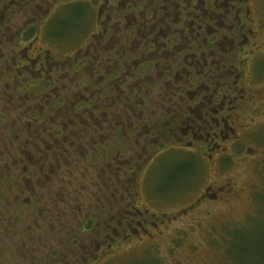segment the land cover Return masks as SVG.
Masks as SVG:
<instances>
[{"label":"rangeland","instance_id":"374dc122","mask_svg":"<svg viewBox=\"0 0 264 264\" xmlns=\"http://www.w3.org/2000/svg\"><path fill=\"white\" fill-rule=\"evenodd\" d=\"M16 1L11 18L21 26L32 9H43L42 15L57 1L74 0ZM141 2L149 6L155 0ZM248 6L256 34L246 48L248 56L244 53L237 62V50L229 57L228 63L233 68L238 64L241 72L230 95L238 99L226 110L228 129H218L226 140L219 134L215 141L191 142L192 136L180 129L189 121L188 106L217 92L212 88L221 85L218 78L210 84L200 77L194 86L203 92L190 102L181 96L190 87L165 88L144 68L153 75L143 79L145 87L140 83L131 89L127 80L129 89L118 87L108 99L106 92L98 94L97 100L111 104L119 128L109 133L117 130L116 135L105 132L109 137L101 143L82 118L59 113L61 125L77 133L76 150L68 149V154L49 141L45 126L26 125L22 109L37 103L38 88L23 95L18 109L0 103V264H264V0H249ZM183 7L177 12L185 14ZM51 17L45 33L54 45H63L61 50L53 46L54 52L70 50L64 62L72 70V55L78 52L73 47L89 41L94 29L93 11L83 2ZM120 31L114 37H131ZM95 46L91 54L97 52ZM118 46L111 45L108 54L118 56L126 49ZM105 55L94 61H105ZM170 55L171 66L165 69L173 73L180 58ZM69 67L65 79H59V96L68 97V103L82 91L92 98L95 89L86 74L72 75ZM36 136L38 143L51 145L47 154L46 145L24 147L28 137Z\"/></svg>","mask_w":264,"mask_h":264},{"label":"flooded vegetation","instance_id":"af4514ba","mask_svg":"<svg viewBox=\"0 0 264 264\" xmlns=\"http://www.w3.org/2000/svg\"><path fill=\"white\" fill-rule=\"evenodd\" d=\"M141 1L74 0L65 3L57 1L49 8L47 6L42 15L39 11L43 9H32L31 18L28 17L29 20L23 23L24 25L18 26L11 18V8L12 5L18 6L19 2L0 0V65L3 66L0 70V103L6 108L18 109L21 102L23 104V95L30 96L31 94L27 93L31 90L30 88L32 90L38 88L40 95H37L39 97L37 103L32 100L34 104L32 107L23 106V109L21 107L26 117V125L29 126L30 123L35 126H45L49 141L55 142L54 146L61 147L64 153L68 154V149L76 150L74 140L77 133L68 125H61L63 120L60 119V112L73 113L72 118L75 119L82 118L91 129V135L97 131L95 140L96 143H101L102 137L105 139L109 137L108 135H116L119 132L116 130L109 134L118 126L115 118L112 117V112L109 111L111 104L106 106L105 100H97L100 92V94L106 92L108 99L109 92H117L118 87L129 89L127 80L133 84L131 89L138 88L137 84L140 83L145 87L143 79L148 76L151 79L153 76L149 73L150 70L165 88L178 86L182 90V88L190 87L181 96H187L188 101L194 102L203 92L199 89L201 77L207 79L210 84L220 83L221 85L212 88L217 92H211V96L205 95L199 98L194 108L188 106L185 113L188 112L186 117L189 121H185L183 124L185 127L180 129L186 130L184 135L192 136L191 142L207 139L215 141L219 134H222L218 130L219 127L222 125L225 129L229 125L226 110L229 109L230 103L238 99L236 94H233V97L230 95L236 88V84H239L238 73L240 74L241 70L238 64L235 65L236 68H233L232 64L228 63L229 57L233 52L240 51L237 53L236 61L238 62L244 53L248 56L246 48L250 45L249 42L254 44L256 31H254V20L250 17L249 0H155L156 3L153 2L149 6H144ZM83 2L89 4L93 11L94 29L89 34V41L73 47L78 52L72 55L73 69L71 70L69 64L64 62L70 59V50L64 53L56 50L54 52L53 46L57 45L56 47L61 50L63 45L57 42L55 45L51 43L50 35L45 31L54 11ZM182 3L185 14L183 11L177 12ZM104 13L106 16L103 15ZM32 18L36 19L38 24L35 23L36 21L28 23ZM134 26L137 27L134 29ZM117 30L130 35L131 40L128 38V40L125 39L127 41H122L114 37ZM115 40L116 42L113 43ZM115 44L119 46L124 44L126 48L118 56L108 54L110 46ZM45 45L52 49L44 47ZM93 46L96 47L97 54H91ZM101 53H106L105 61L97 64L94 60L98 57L101 60ZM169 53L180 58L177 64L179 67L173 73V69H165L171 66L172 56ZM17 54L21 55L20 58H17ZM12 59L14 61H11ZM168 59L170 63L166 62ZM68 67L72 75L74 71L86 74L87 81L95 89L91 94L92 98L83 91L70 98L69 103L66 99L68 97L59 96L61 85H58V82L59 79H65L62 75L67 73ZM102 68L109 72H104ZM206 69H208L207 73H205ZM216 69H220L219 74L210 76L211 72H216ZM51 72H54L56 76ZM165 74L169 75L170 80L169 78L167 80ZM193 78L196 81H193ZM216 78L218 80L214 83ZM198 80L199 85L195 87ZM24 85L27 87L25 88ZM63 90L66 92V89ZM61 109L67 111H60ZM224 112H226L225 118ZM185 113L183 112V115ZM71 123L76 124V121L73 120ZM59 125L61 129L55 133L52 129H57ZM103 128L106 131H103ZM26 129L24 127V131ZM206 131L207 135L204 136ZM105 132L108 135L104 136ZM209 132L212 134H208ZM226 135L229 139L230 135ZM38 137H28L25 143L28 146L24 145V147L34 146L36 149H44L46 145L45 153L47 154L51 145H47L41 139L38 143ZM94 145L93 142L92 147ZM63 156L66 163L68 156ZM38 168L45 175L44 166L38 165ZM38 184L44 187L43 183ZM30 191L33 192L32 189ZM32 196L38 197L34 193L31 194Z\"/></svg>","mask_w":264,"mask_h":264},{"label":"trees","instance_id":"16d2710c","mask_svg":"<svg viewBox=\"0 0 264 264\" xmlns=\"http://www.w3.org/2000/svg\"><path fill=\"white\" fill-rule=\"evenodd\" d=\"M24 86H25V88L27 87L26 85H24ZM208 134H212V133L209 132ZM216 134H217V133H216ZM205 135H207V131H206V134H204V136H205Z\"/></svg>","mask_w":264,"mask_h":264}]
</instances>
